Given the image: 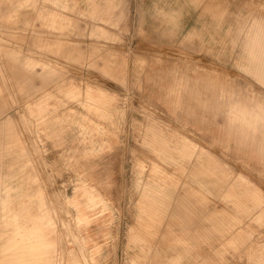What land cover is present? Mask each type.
<instances>
[{
	"label": "rangeland",
	"instance_id": "obj_1",
	"mask_svg": "<svg viewBox=\"0 0 264 264\" xmlns=\"http://www.w3.org/2000/svg\"><path fill=\"white\" fill-rule=\"evenodd\" d=\"M163 1L112 0L108 13H93L94 2L104 0H0V108L14 119L29 153L27 169L36 179L26 185L43 189L22 199L9 189L2 212L3 158L0 230L5 226L8 238L0 237V264L22 262L28 243L17 239L21 230L31 231L47 264L72 258L77 264H264V154L221 109L227 96L264 102V83L238 62L244 32L235 44L224 32L229 21L247 25L264 15V0H172L166 8ZM208 1L226 8L219 28L203 9ZM96 24L108 34L93 32ZM193 27L199 33L188 34ZM69 86L79 93H65ZM87 87L106 92L109 116L84 105ZM150 123L186 136L194 150L203 147L238 188L235 195L225 197L212 176L192 175L190 160H164L144 141ZM153 163L177 183L174 200L192 186L195 211L219 210L228 231L208 235L210 220H182L172 198L163 219L147 229L138 202ZM85 184L99 195L93 198ZM242 187L255 191L261 206L251 210ZM174 208L178 218L169 216ZM167 222L184 238L166 235Z\"/></svg>",
	"mask_w": 264,
	"mask_h": 264
},
{
	"label": "crops",
	"instance_id": "obj_2",
	"mask_svg": "<svg viewBox=\"0 0 264 264\" xmlns=\"http://www.w3.org/2000/svg\"><path fill=\"white\" fill-rule=\"evenodd\" d=\"M194 1L198 3L201 0ZM162 3L163 6H165L164 8H166L167 6H170L172 4V0H165ZM111 5L112 0H104L103 4L94 2L91 9L93 13H108ZM203 9L210 13L215 28H219L221 26L222 20L224 19L226 8L220 7L217 2L208 1L205 2ZM170 12L168 13V15L174 16L173 13L177 11L175 10V8H171ZM15 14V7H12L8 10L7 15L9 18L14 17ZM51 16H53L54 19L56 18V16L64 19V17L60 15H53V13H51ZM102 19L105 18H103L102 16ZM235 31H237L238 33H236ZM241 31L242 33L244 32L241 41L242 55L240 56L243 61L241 60V62L239 60L238 62H240L239 64L242 67L252 72L264 83V15H253L252 20L247 25H244V23H239L234 26V22L229 21L224 28L225 34L229 35V39L233 44L237 42L238 35ZM93 32L101 33L104 35L108 34V30L101 24H96L93 27ZM187 33L193 35L199 32L196 27H193ZM60 44L61 43H58V45ZM10 53L11 56L14 55L12 51H10ZM28 64L30 63L28 62ZM44 66H47V64L44 63L43 67ZM65 93L74 96L79 93V90L76 86H69L65 89ZM222 93L223 92L221 91V94ZM85 96L87 99L84 105L87 108L97 112L99 115L104 117L111 114V112L109 111L110 108L108 106L109 102L104 99L107 95L103 89L99 88L94 91L91 87H87ZM226 98L227 100L221 103V109L222 114L227 118L228 123L231 125L236 122L239 123L244 140L252 144L262 154H264V102L255 100L250 102L244 99L229 100V96H227ZM42 102L43 100L35 102L38 110H40L41 108H45V105ZM3 112L4 110L0 108V115H3L2 119L0 120V164H4L3 158L6 157V165L8 166V170L6 173L4 170V176H7L9 179L17 177L19 178L20 182L18 186H14L6 182L8 178L4 180L5 183L3 184V186L6 190V196L2 199V212L7 204V201L10 200L9 189H16L17 199H22L26 196L36 197L38 195V192H41L43 190L40 185L34 187L26 185L30 182V179H36V174L27 169V165L29 164L30 160L28 157L29 153L26 150L25 146L22 144V140L16 129L14 119L10 114ZM144 141L146 142V144L152 147L157 154L164 158V160L172 161L174 163H176L178 159L190 160L191 162L189 172L194 176L199 174L207 175V177L212 176L213 179L210 180V182L217 187H224L223 192L225 197H233L237 192L238 188H236L233 183H230V181H227V178L224 176L226 173L220 167L218 161L208 155L203 147L199 148L198 151L191 148L192 142L186 136H176L174 134H168L161 127L155 126L154 124L150 123L146 126ZM193 157H195L194 161L192 160ZM17 164L18 167L15 168ZM149 171L150 172L148 177L142 183L141 198L138 202L139 217L145 221L144 225L147 229H149V227L152 226L154 222H158L163 219V217L166 215L167 209L169 210L170 204H172V198L175 202L174 206L182 210V215L179 216L182 218V220L190 221L194 217L210 220L211 222L207 227L208 235L217 233L223 234L224 232L228 231V228L224 224L222 216L218 214L219 210L215 211V213L213 212L212 214H205L195 211L196 208L194 209L193 206L195 205V201L198 202V199H190L189 197L193 192L192 186L188 185L187 187H185L184 194L178 197V199L177 197H175L174 200L173 192L171 191H174V189H176L177 183H175L173 180L168 181L165 179V177H162L160 174L161 168L156 163H153L150 166ZM195 181L201 188L206 184V181L199 178L195 179ZM85 187L88 193L93 194V198H95L96 195H99L93 193L92 189H90L92 188V186H87L85 184ZM248 188L249 187H245L241 191L246 192L252 197V210L254 209V207L261 206L262 199L255 193V191L249 190ZM232 202L235 204H242L243 210L245 212H248V210L250 211V207L243 202H239L238 200L233 199ZM177 213V209L175 210L174 208L172 209V213L169 216H171L172 218H178ZM236 218L238 219V217ZM165 228L166 235L173 234L175 238H184L183 235L174 233L170 222L166 223ZM7 230L8 229L4 226L3 231L0 230V237L1 235H3V239L8 238ZM33 238L34 237L31 235L30 230L19 231V236L17 237V239L21 240L22 242L26 241L28 243L27 246L21 248L22 262L20 264H31L30 261L32 259L35 260L36 264H47L45 262L46 258L43 257L44 254L42 255L39 244L35 243ZM67 264H77V260L75 258H72L68 261Z\"/></svg>",
	"mask_w": 264,
	"mask_h": 264
},
{
	"label": "bare ground",
	"instance_id": "obj_3",
	"mask_svg": "<svg viewBox=\"0 0 264 264\" xmlns=\"http://www.w3.org/2000/svg\"><path fill=\"white\" fill-rule=\"evenodd\" d=\"M211 40V39H210ZM77 203V201H75ZM79 202V201H78ZM80 204V203H79ZM83 210V209H82ZM249 211V210H248ZM85 212V211H84Z\"/></svg>",
	"mask_w": 264,
	"mask_h": 264
}]
</instances>
